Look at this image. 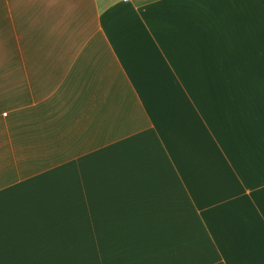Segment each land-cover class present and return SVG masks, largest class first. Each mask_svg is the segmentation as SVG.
<instances>
[{
  "label": "crops",
  "instance_id": "1",
  "mask_svg": "<svg viewBox=\"0 0 264 264\" xmlns=\"http://www.w3.org/2000/svg\"><path fill=\"white\" fill-rule=\"evenodd\" d=\"M5 83L104 180L87 259L124 263L95 248L135 227L189 264H264V0H0ZM61 223L0 217V264H79Z\"/></svg>",
  "mask_w": 264,
  "mask_h": 264
},
{
  "label": "rangeland",
  "instance_id": "2",
  "mask_svg": "<svg viewBox=\"0 0 264 264\" xmlns=\"http://www.w3.org/2000/svg\"><path fill=\"white\" fill-rule=\"evenodd\" d=\"M22 95L21 83L0 84V178H4L0 183V217L47 222L60 220L61 233L75 236L79 241V264H119L114 258L87 259L89 244L85 242V231L92 228L78 225L81 219L102 218L108 205L102 203L101 195H88L87 186H102L104 180L87 179L86 163L69 161L70 147L39 145V123L43 120L46 126L54 115L46 114L48 108H43L40 113L37 102L31 106L30 100L22 98ZM56 150L59 153L63 151L62 156H57L62 162L55 163ZM42 156L46 163L42 162ZM5 178L8 181L2 185ZM88 203L93 207H89V211ZM136 231L140 230L127 227L124 234L126 243H113L105 249L100 244L101 248H95V255H101L103 251L111 255L121 253L125 264L191 262L183 258L184 248L180 252L173 250L168 253L171 256H166L163 253L166 251L165 244H137ZM149 233V228H142L139 237L145 238Z\"/></svg>",
  "mask_w": 264,
  "mask_h": 264
},
{
  "label": "built area",
  "instance_id": "3",
  "mask_svg": "<svg viewBox=\"0 0 264 264\" xmlns=\"http://www.w3.org/2000/svg\"><path fill=\"white\" fill-rule=\"evenodd\" d=\"M123 1H128V0H123Z\"/></svg>",
  "mask_w": 264,
  "mask_h": 264
}]
</instances>
